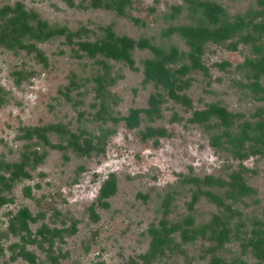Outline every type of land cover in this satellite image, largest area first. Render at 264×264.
<instances>
[{
	"label": "rangeland",
	"instance_id": "obj_1",
	"mask_svg": "<svg viewBox=\"0 0 264 264\" xmlns=\"http://www.w3.org/2000/svg\"><path fill=\"white\" fill-rule=\"evenodd\" d=\"M72 1L83 6L0 0L7 18L19 20V8L74 35L70 43L56 35L25 40L46 64L35 52L0 47V264H213L215 257L222 264H264V143L253 140L255 125L264 123V72L256 76L246 65L264 54V24L258 26L264 0H127L123 15L93 8L89 0ZM197 2L219 5L228 19L244 22L224 44L202 45V68L191 62L181 31L211 26ZM106 29L161 48L159 60L174 76L187 67L179 76L188 82L180 94L190 106L144 80V61L154 58L149 49L131 51L133 67L79 49L80 42L103 39ZM214 106L233 115L231 125L216 117L195 119ZM245 125L248 138L242 139ZM20 169L28 176L15 178ZM235 173L250 191L233 200L217 181L228 182ZM111 175L115 192L102 198ZM22 208L37 216L29 223L33 236L42 225L61 231L49 258L47 243H27L24 232L11 231ZM216 216L230 225L219 248L208 237ZM186 219L187 241L178 230L162 255L149 263L140 259L152 228L166 223L172 229ZM72 224L74 234L66 232ZM14 244H24L35 262L16 257Z\"/></svg>",
	"mask_w": 264,
	"mask_h": 264
},
{
	"label": "trees",
	"instance_id": "obj_2",
	"mask_svg": "<svg viewBox=\"0 0 264 264\" xmlns=\"http://www.w3.org/2000/svg\"><path fill=\"white\" fill-rule=\"evenodd\" d=\"M70 7L83 6V4L75 5L72 0H64ZM90 6L93 8H106L115 10L117 14L123 15L124 8L127 5V0H89ZM203 12L207 13L208 20L211 26H198L197 28H184L182 29V34L187 38L188 45L191 48L189 53V58L191 62L202 68L199 65V59L202 54V45L207 41H213L217 44H224L228 39L233 38L243 26V20L235 19L231 21L225 15V11L216 4L211 3H196ZM19 11L18 16L15 17L19 20H13L11 18H7L9 9L8 7H3L0 9V47H4L6 49L13 50H25L27 53L35 52V55L42 61V63L46 64V58L44 55L38 51L33 43H25L26 39L34 38V39H42L47 40L50 37L56 36H64L65 39L70 43L73 38V33L67 31L64 28H49L47 24L41 21L37 15L34 13L28 15L26 12L22 11V9L17 8ZM264 24V21L261 22L258 26L261 27ZM212 27V28H211ZM55 37V36H54ZM231 45V44H229ZM79 49L82 50L88 57H96L97 55H101L105 58L114 59L117 61L126 62L130 67H133V60L131 57V51L137 47L140 49H149L154 58L144 61V80L147 82H154L157 84H161L164 89L167 91V95L170 99L174 100L177 103H181L183 105L190 106L191 102L186 97L185 94H180L184 86L188 85V82L182 81L179 76H182L185 70H188L187 67H182L177 71L178 76L172 75L169 70H165L163 67L164 61H160L159 57L163 54V51L159 47H155L149 43L146 39L134 40L128 38L126 36H116L110 29L105 30V37L99 41L95 42H80L78 43ZM228 46V45H226ZM231 49L233 51L236 50V47L231 45ZM258 50H262L258 48ZM171 50L170 53H172ZM172 55H174L172 53ZM246 65H250L256 71L255 74L258 76L261 72H264V54L260 60H247ZM194 68V67H193ZM252 86L259 87L257 83H252ZM211 117H216L221 122L226 124H232L233 115L228 113L225 108L214 106L205 111H200L196 113L195 119L198 121H208ZM227 125V126H228ZM244 130L242 131V135L240 137L242 139L248 138L246 135V128L249 129L247 125L244 126ZM255 135L253 140H258L259 142L264 143V123L255 125L254 128ZM259 130L260 133L256 134V131ZM159 135L164 134V130L158 131ZM228 134V133H227ZM232 142V141H231ZM258 153V152H257ZM19 169V168H18ZM20 176H28L27 173L23 172L21 169L15 173L14 177L19 178ZM110 179L107 180L103 186L101 187L100 193L102 198H108L112 196L115 192V178L114 176H110ZM230 180L226 181H217L220 188L226 187V197L229 199H237L240 197V194H245L250 191L249 188L245 187L241 174H232L230 176ZM208 179H204L202 181L205 184L211 185V183L207 182ZM196 183H199V180H193ZM9 188V185H6ZM201 193V191H200ZM219 206L223 205L222 198L216 195H212L208 193ZM198 200L197 196L193 197V203ZM5 202V201H3ZM0 199V205L3 203ZM37 221V216H32L27 208H22L18 211V213L13 217L10 222L11 231L14 234H20V232H24L21 235V238L25 240L27 243H47L48 247L45 249L49 255H53V240L55 237L61 238V231L51 230L46 225H42L34 234L29 229V223H35ZM191 224L189 219H186L183 223H179V226H174L172 229L168 228L166 223H162L161 229L152 228L150 230L152 238L150 242L149 250L146 254L140 255V259L149 263L151 260L162 255L166 248H168L169 244L172 242L170 236L171 233L176 231H181V236L183 241H187L189 239L188 230L184 227V225ZM220 225L222 228L217 230L215 225ZM230 225L228 221L223 220V218H219L216 216L211 225L209 232V239L213 240L216 245L222 247L224 241L227 239V235L229 234ZM205 229V228H204ZM204 229L201 230L200 234L205 235L206 231ZM70 234H74L76 232L75 224H72L70 229ZM197 232V230H196ZM217 232V233H216ZM190 238H193L190 236ZM255 241L253 239H249L248 243L251 246H255ZM26 244V243H25ZM26 246L22 245H11V249L13 254L16 257H21L31 263L35 262V255L26 250ZM51 261L54 262V257H50ZM213 264H222V260L215 257L212 260Z\"/></svg>",
	"mask_w": 264,
	"mask_h": 264
}]
</instances>
